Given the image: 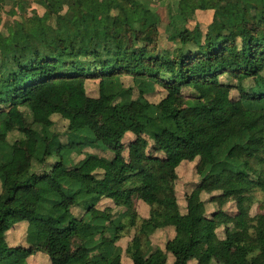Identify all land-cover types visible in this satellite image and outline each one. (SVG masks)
<instances>
[{"label": "trees", "instance_id": "trees-1", "mask_svg": "<svg viewBox=\"0 0 264 264\" xmlns=\"http://www.w3.org/2000/svg\"><path fill=\"white\" fill-rule=\"evenodd\" d=\"M161 1L0 0V20L18 3L48 13L43 20L31 8L0 28L7 249L27 192L47 186L27 244L18 247L48 264L83 257V264H127L124 256L131 264H233L221 255L223 241L239 252L237 264H264V213H251L255 191L264 192V0ZM89 79L98 80L96 95L87 91ZM158 86L165 94L155 101ZM55 117L68 124L66 142L53 129ZM13 132L20 135L11 140ZM74 154L84 157L76 162ZM184 163L199 178L187 199L205 193L216 206L187 225L172 221L181 211L176 183ZM134 196L147 214L136 211ZM103 199L113 207L101 208ZM128 227L135 233L123 248ZM159 230L173 231L164 247L150 240ZM0 264L29 263L0 254Z\"/></svg>", "mask_w": 264, "mask_h": 264}, {"label": "rangeland", "instance_id": "rangeland-1", "mask_svg": "<svg viewBox=\"0 0 264 264\" xmlns=\"http://www.w3.org/2000/svg\"><path fill=\"white\" fill-rule=\"evenodd\" d=\"M92 1H97L100 2L101 0H92ZM177 0H162L160 2V6L161 7H166L168 5H173L174 2H176ZM159 5V4H158ZM158 5H153L151 7V13L153 16H151L150 18L152 19L151 22L156 20L155 17V12L156 10L158 11L159 7ZM135 7V5H132L129 7V10L132 11L133 8ZM31 8L32 9H36L38 10L39 14L41 15V18L43 20L46 19L48 13L47 11L39 4L32 2L31 4ZM26 9L25 6L22 3H18L16 6H14L13 8H8L6 10H4L2 16H1V20H0V28L2 29V27L4 26V22L9 18V19H14V18H22L23 16H25L26 12H30L32 9ZM165 16V15H164ZM163 16V18H164ZM162 30L163 29V25H162ZM153 34L150 36V39L152 38ZM22 52V50L20 51V53ZM97 82L98 80H94V79H89L87 81V91L90 95H96L97 93ZM199 89L201 90V92L208 97V94L205 90V87H201L198 86ZM186 93H191L192 91L188 88L185 89ZM221 93L223 94V97L227 96V90L226 89H221ZM165 94V90L158 86L157 87V92L155 93L154 96L151 97L152 100L157 101L158 99H160L163 95ZM233 95H236L237 92L235 90L232 91ZM97 122H99L102 125H105L108 127L107 123L103 122L102 120H97ZM54 127L53 129L55 130V132H58L59 135L61 136V140L63 142H66L67 140V122L59 117H55L54 118ZM20 134L18 132H13L10 135V139L14 140L15 138H17ZM218 138L215 139L214 143L218 142ZM84 152H96L99 153L101 155L106 154L108 155V153H104L103 151L99 150V149H95V148H91V147H87L84 149ZM75 157V161H79L81 158L84 157V155H76L74 154ZM121 170L126 169V165L125 164H121L120 165ZM194 166L192 164H188V163H184L181 167L178 168V174H179V178L177 180L176 183V193H177V197L179 200V204H180V208L181 211L180 213H173V217H172V221L176 222V221H180V223L187 225L190 224L192 221H202L204 216H209L211 214V212H213L216 209V206L211 203L208 202L210 195L209 194H205L203 193L202 197L200 199H197L196 197L192 198L191 200L187 199V194L191 192V190L193 189L194 185L198 182L199 178L195 175L194 173ZM47 191V186H41L39 189H35V190H31L27 192V199H26V204L23 208L22 213L18 216V224H19V228H18V237L16 239V241L19 244H25L26 242V234H27V230H28V226L32 223V219L34 217V207L35 204L38 202L39 198H41V196L44 194V192ZM233 191V189H232ZM231 191V192H232ZM120 194L123 195H130V192H124L122 190L118 191ZM218 193V192H217ZM134 202H135V208L136 211L141 215V214H147V210H146V206L145 204H143V202L138 198L137 196H134L133 198ZM69 202H71L70 200L65 201L64 205L68 206ZM113 201L108 200V199H103L99 206L101 208L103 207H107V206H111L113 207ZM207 202V203H206ZM236 206V201L234 199L230 200L226 205H225V209L228 212H235ZM191 208V209H190ZM76 213L78 214L79 211L78 209L75 210ZM251 213L252 215L255 214H260V213H264V192H262L261 190H257L255 191L254 194V198H253V205L251 208ZM204 222V221H203ZM224 229L223 228H219L218 229V233L220 235V237L222 239H224ZM135 233V229L132 227H128L126 228V230L123 232V237L119 240V245L123 248H126L128 246V244L131 242L132 237L134 236ZM173 234V231H167V230H159L157 233H155L154 235L151 236L150 240L153 246L156 247H164V244L166 242V240L168 238L171 237V235ZM224 243L222 244L221 247V255L226 258L227 255L229 254V259L233 262V264H237L240 258V254L239 252L235 251V250H227L225 248V241H223ZM140 243V240H136L134 242L135 245H138ZM17 246V247H16ZM20 245H15V247H11V249H7V246L4 243V238H2V235L0 237V254L2 255L3 258L9 257L11 259H17V258H26L30 261V264H48L45 256H41L43 254L40 255H29L27 249H23L22 247H18ZM85 257L81 258L80 260L76 261V264H83ZM123 261H125V263L127 264H131L130 259L127 258L126 256H124ZM172 261V257H170V262ZM214 264V263H213ZM217 264V263H215Z\"/></svg>", "mask_w": 264, "mask_h": 264}, {"label": "crops", "instance_id": "crops-1", "mask_svg": "<svg viewBox=\"0 0 264 264\" xmlns=\"http://www.w3.org/2000/svg\"><path fill=\"white\" fill-rule=\"evenodd\" d=\"M17 237H18V231H17V233H16V235H15V238H13L10 242H9V246L11 247H15V245H26L27 243L25 242V244H19L17 241H16V239H17ZM27 261H28V263L30 264V261L27 259Z\"/></svg>", "mask_w": 264, "mask_h": 264}]
</instances>
